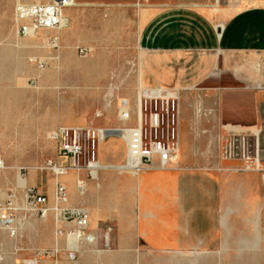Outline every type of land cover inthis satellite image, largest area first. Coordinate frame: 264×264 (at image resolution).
I'll return each mask as SVG.
<instances>
[{
  "label": "crops",
  "instance_id": "1",
  "mask_svg": "<svg viewBox=\"0 0 264 264\" xmlns=\"http://www.w3.org/2000/svg\"><path fill=\"white\" fill-rule=\"evenodd\" d=\"M140 1L99 4L115 10L139 8L133 24L117 26L122 34L118 45L132 51L138 85L179 92V153L168 169L155 167L137 175L122 168L125 139L110 133L98 144L97 161L103 169H71L60 178L67 184L68 206L89 211L86 233L97 242L107 233L109 246L116 242L109 264H133L137 242L153 253L220 256L223 234L236 240L237 225L246 226L251 246L258 235V215L261 250L250 249L264 255V181L259 173L236 171L237 162L223 161L219 145L227 130L257 132L264 164V0H225L221 12L212 11L204 0H147L142 7ZM126 63L118 67L125 69ZM135 91V83L129 82L126 95L131 102ZM111 107L112 117L83 127L116 130L135 125L134 109L132 121L125 124ZM102 112L99 119L105 117ZM117 143L122 157L116 154ZM54 160L71 164L58 156V148ZM77 180L86 183L84 196L77 191ZM39 190L52 204L54 176ZM89 254L85 251L84 257Z\"/></svg>",
  "mask_w": 264,
  "mask_h": 264
},
{
  "label": "rangeland",
  "instance_id": "2",
  "mask_svg": "<svg viewBox=\"0 0 264 264\" xmlns=\"http://www.w3.org/2000/svg\"><path fill=\"white\" fill-rule=\"evenodd\" d=\"M49 1L0 0V158L6 169L0 174V203L6 204L0 211V219L9 218L10 228L17 232L11 237L3 227L0 229V264H109L108 255L116 249V242L112 241L110 246L106 240L83 242L79 253L71 259L68 256L71 243L55 237L54 212L41 218L22 210H7L12 193L16 196L15 207L25 209V186L33 185L40 191L39 188L46 189L47 179L53 178L47 162L55 159L58 147L50 139V133L64 127L85 129V122L102 120L97 115L98 110H103L104 120L112 117L113 108L106 109L105 104L112 101L116 108L127 107L131 102L126 95L128 82L136 86L135 99L131 102L136 112L138 94L148 89L134 80L136 67L131 64L132 51L118 45L122 34H117V26L133 24L138 7L115 10L102 7L101 0H77L74 7L65 12L68 24L64 29L40 32L35 37H19L15 26L16 7ZM204 2L216 12H221L228 3L225 0ZM140 4L141 7L146 5L147 0H141ZM84 48L91 52L82 55L80 49ZM122 62H127L125 69L118 67ZM76 90L79 94H74ZM68 99L72 102L68 103L67 110L65 101ZM116 148L117 156L122 157L119 143ZM259 218L258 215V235L251 246L245 239L246 226L237 225L236 240H227V235L223 234L220 256H199V253L192 256L182 251L153 253L137 242L133 246L136 252L132 263L136 264L137 259L138 264H264V255L256 256L250 249L261 250ZM55 248L59 249L58 254L39 255L40 250ZM85 251H89L88 257H84Z\"/></svg>",
  "mask_w": 264,
  "mask_h": 264
},
{
  "label": "built area",
  "instance_id": "3",
  "mask_svg": "<svg viewBox=\"0 0 264 264\" xmlns=\"http://www.w3.org/2000/svg\"><path fill=\"white\" fill-rule=\"evenodd\" d=\"M77 0H50L47 3L18 5L15 10V26L21 38L35 37L40 32L60 31L67 25L63 24L65 12L74 7ZM68 21V19H67ZM68 24V23H67ZM89 49H80L82 55H87ZM139 107L135 112V125H125L116 130H95L78 128H58L50 133V139L56 142L58 156L71 160L69 165H60L55 160L47 162V169L55 178L53 203L46 194L40 193L35 187L25 186V209L15 207L14 193L8 199V211L22 210L45 218L49 212L55 213L56 239H66L71 243L68 251L69 258H75L79 253L80 244L95 241V237L86 233L90 224V213L84 208H71L67 187L60 178L66 176L71 169H87L97 171L103 169L97 161V147L108 134L122 136L127 144V158L122 166L124 170L139 175L145 170L157 167L166 170L176 159L180 150V96L174 89L153 88L143 90L138 94ZM126 99H122L125 101ZM202 114L201 110H198ZM97 115H99L97 113ZM120 121L128 124L132 121L131 104L118 108ZM220 153L223 161L237 162L238 172L259 173L264 181V164L261 158L259 133L248 130H227L220 138ZM83 160V163H82ZM0 158V169L4 168ZM77 191L84 196L87 191L86 183L77 180ZM6 205V204H5ZM0 203V211L4 210ZM0 223L8 228V234L15 237L16 229L10 228L11 220L1 218ZM73 223L68 228L65 224ZM108 233L105 240L108 241ZM59 249L40 250V256L58 254Z\"/></svg>",
  "mask_w": 264,
  "mask_h": 264
},
{
  "label": "bare ground",
  "instance_id": "4",
  "mask_svg": "<svg viewBox=\"0 0 264 264\" xmlns=\"http://www.w3.org/2000/svg\"><path fill=\"white\" fill-rule=\"evenodd\" d=\"M19 1V0H18ZM76 2V1H75ZM74 5V4H73ZM72 22V21H71ZM63 24H64V26H65V24L67 25V18H64L63 19ZM220 28L222 27V26H219ZM222 29V28H221ZM29 38V37H28ZM87 64V63H86ZM87 66H89V65H87ZM135 66V65H134ZM121 77V76H120ZM124 78V77H123ZM91 78H89L88 77V80H90ZM104 79V78H103ZM98 80H100V79H98ZM105 80V79H104ZM115 80V79H114ZM81 81H82V79H81ZM100 81H102V80H100ZM90 82V81H89ZM127 82V81H126ZM129 83V82H128ZM127 83V84H128ZM85 84H86V81H85ZM92 84V83H91ZM88 85V84H87ZM97 85V84H96ZM95 85V86H96ZM129 85V84H128ZM93 86V85H92ZM105 86V85H104ZM107 86V85H106ZM114 86V85H113ZM124 87H125V85H124ZM98 88V87H97ZM100 88V87H99ZM91 89V88H90ZM108 89V88H107ZM116 89V88H115ZM125 89V88H124ZM118 90V89H117ZM82 91V90H81ZM88 91H89V89H88ZM79 90H76V92H74V94H79ZM91 92V91H90ZM119 92V91H118ZM89 93V92H88ZM88 93H86V95L88 94ZM85 94V93H84ZM90 94V93H89ZM92 95V94H91ZM119 95V94H118ZM88 96H90V95H88ZM97 96H99V95H97ZM114 96V95H113ZM120 96V95H119ZM85 97V96H84ZM117 97V96H116ZM76 98H77V96H76ZM89 99H90V97H88ZM93 98V97H92ZM27 99V98H26ZM83 99V98H82ZM88 100V99H87ZM84 102H85V100H83ZM120 98L119 99H117V105L120 103ZM138 99H137V106L139 107V103H138ZM72 102V101H71ZM70 101H69V99L68 100H66L65 101V108L67 109V108H70V105H69V107H68V103L70 104L71 103ZM77 102V101H76ZM83 102V103H84ZM98 103V102H97ZM100 103V102H99ZM102 104V103H101ZM96 105V104H95ZM112 106V101H108L106 104H105V108H109V107H111ZM99 107V106H98ZM92 108V107H91ZM104 108V107H103ZM115 108H116V106H115ZM65 109V110H66ZM83 109V108H82ZM68 110V109H67ZM88 110V109H87ZM65 112V111H64ZM108 112V111H107ZM69 113V112H68ZM96 113V112H95ZM103 113V112H102ZM51 114V113H50ZM98 114L101 116V111L100 110H98ZM107 114V113H106ZM95 116V115H94ZM104 116V115H103ZM106 117V116H105ZM103 118V117H102ZM95 119H96V117H95ZM101 120V119H100ZM103 121H104V118L102 119ZM101 120V121H102ZM99 121V120H98ZM97 122V121H96ZM49 137H50V135H49ZM110 169V168H109ZM4 170H6L5 169V165H4V168H2V169H0V174H4L3 172H4ZM121 170V169H120ZM80 173V172H79ZM6 174V173H5ZM67 179V178H66ZM66 186H67V184H66ZM5 193V192H4ZM6 200V199H5ZM0 216H2V213H0ZM55 217V216H54ZM110 218V217H109ZM3 227V228H2ZM14 227V226H13ZM3 229V231H7L8 230V228L6 227V226H4L2 223H0V229ZM7 233H8V231H7ZM89 233V232H88ZM87 233V234H88ZM197 254V252H189L188 253V255H192V256H194V255H196ZM138 258V257H137ZM138 261H137V259H136V264H138L137 263ZM205 262H206V259H205ZM208 262V261H207ZM203 263H204V261H203Z\"/></svg>",
  "mask_w": 264,
  "mask_h": 264
}]
</instances>
